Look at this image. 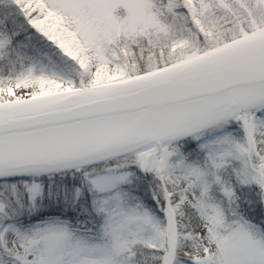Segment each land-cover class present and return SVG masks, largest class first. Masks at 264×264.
Here are the masks:
<instances>
[{"label": "snow or ice", "instance_id": "6c2138e0", "mask_svg": "<svg viewBox=\"0 0 264 264\" xmlns=\"http://www.w3.org/2000/svg\"><path fill=\"white\" fill-rule=\"evenodd\" d=\"M0 264H264V0H0Z\"/></svg>", "mask_w": 264, "mask_h": 264}]
</instances>
